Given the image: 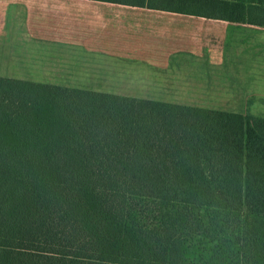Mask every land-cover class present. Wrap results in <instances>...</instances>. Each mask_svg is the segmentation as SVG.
Listing matches in <instances>:
<instances>
[{
    "label": "trees",
    "instance_id": "1",
    "mask_svg": "<svg viewBox=\"0 0 264 264\" xmlns=\"http://www.w3.org/2000/svg\"><path fill=\"white\" fill-rule=\"evenodd\" d=\"M264 27V0H91ZM0 264H264V118L0 77Z\"/></svg>",
    "mask_w": 264,
    "mask_h": 264
},
{
    "label": "crops",
    "instance_id": "2",
    "mask_svg": "<svg viewBox=\"0 0 264 264\" xmlns=\"http://www.w3.org/2000/svg\"><path fill=\"white\" fill-rule=\"evenodd\" d=\"M0 62V77L121 98L240 114L264 100V27L147 8L0 0Z\"/></svg>",
    "mask_w": 264,
    "mask_h": 264
},
{
    "label": "rangeland",
    "instance_id": "3",
    "mask_svg": "<svg viewBox=\"0 0 264 264\" xmlns=\"http://www.w3.org/2000/svg\"><path fill=\"white\" fill-rule=\"evenodd\" d=\"M1 63V62H0ZM73 69L72 70H66L68 72V74L70 75V80H68L69 82V86L71 87H75L76 83L75 82V79L76 80H86L85 77H76L74 78V74L75 75H80L81 73H83L82 70H79V69H74V66L72 67ZM9 69H8V66L6 65L4 68H2V66L0 65V74L1 73H8ZM21 71H24V69H21ZM84 74V73H83ZM82 87L81 88H85L83 86H86V85H81ZM264 96H259V99H263ZM177 102H185V101H177ZM203 102V104H206V105H209V106H212V105H219L220 104V101H210L209 99L205 100V101H201ZM238 102H240L239 100H230L229 103L227 104L226 108L227 107H233L236 105V103L238 104ZM222 106H224L225 108V104L222 103ZM244 108L246 110H244ZM209 109H214V108H209ZM220 109V108H219ZM244 110V111H243ZM232 111V110H231ZM241 112L243 113H246V114H251L255 117H260V118H264V100H246V101H242V108H241Z\"/></svg>",
    "mask_w": 264,
    "mask_h": 264
}]
</instances>
